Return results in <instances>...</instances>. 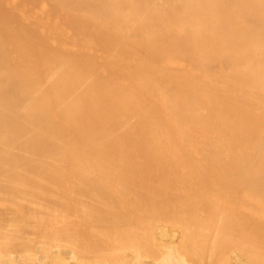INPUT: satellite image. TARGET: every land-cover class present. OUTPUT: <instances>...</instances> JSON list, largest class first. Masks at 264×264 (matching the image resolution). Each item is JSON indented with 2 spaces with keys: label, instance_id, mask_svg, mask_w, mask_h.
Instances as JSON below:
<instances>
[{
  "label": "bare ground",
  "instance_id": "1",
  "mask_svg": "<svg viewBox=\"0 0 264 264\" xmlns=\"http://www.w3.org/2000/svg\"><path fill=\"white\" fill-rule=\"evenodd\" d=\"M22 1L0 264H264V0Z\"/></svg>",
  "mask_w": 264,
  "mask_h": 264
},
{
  "label": "rangeland",
  "instance_id": "2",
  "mask_svg": "<svg viewBox=\"0 0 264 264\" xmlns=\"http://www.w3.org/2000/svg\"><path fill=\"white\" fill-rule=\"evenodd\" d=\"M2 2H4V4L2 3ZM41 3H39V4H36L35 6H31V5H29V4H27L25 1H22V0H0V18H1V9H4L5 10V12L6 11H11L9 8H11L12 10H14V11H16V12H18V11H21V10H24V12H25V10L27 9H29V13H30V17H31V14L34 12V11H36V10H39V5H40ZM5 5H7L8 7H6ZM14 13V12H13ZM27 19H28V15H25V19H21L23 22H26L27 21ZM1 21V20H0ZM1 23V22H0ZM2 24V23H1ZM0 24V25H1ZM42 25H44V23L42 24ZM39 26L41 29H43V26ZM60 26H64L63 24H60ZM174 181H176V180H174ZM263 200V199H262ZM262 200L260 201V202H262ZM264 203V202H263ZM261 205H263L264 206V204H261ZM262 216H264V214H261ZM263 226V225H262ZM262 229H263V227H261V232H262ZM264 230V229H263ZM176 242V241H175ZM178 242V241H177ZM179 243V242H178ZM178 243H177V245H178ZM261 244V246H262V244H263V246L262 247H264V243L263 242H261L260 243ZM184 245H186V242H184Z\"/></svg>",
  "mask_w": 264,
  "mask_h": 264
}]
</instances>
